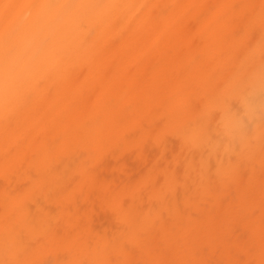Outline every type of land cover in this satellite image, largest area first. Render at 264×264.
Masks as SVG:
<instances>
[{
	"label": "bare ground",
	"instance_id": "obj_1",
	"mask_svg": "<svg viewBox=\"0 0 264 264\" xmlns=\"http://www.w3.org/2000/svg\"><path fill=\"white\" fill-rule=\"evenodd\" d=\"M0 264H264V0H0Z\"/></svg>",
	"mask_w": 264,
	"mask_h": 264
}]
</instances>
